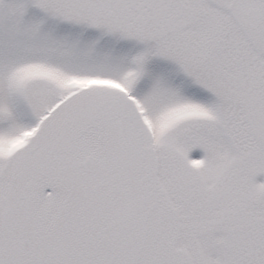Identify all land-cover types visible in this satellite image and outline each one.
<instances>
[{"label": "snow or ice", "instance_id": "snow-or-ice-1", "mask_svg": "<svg viewBox=\"0 0 264 264\" xmlns=\"http://www.w3.org/2000/svg\"><path fill=\"white\" fill-rule=\"evenodd\" d=\"M0 264H264V0H0Z\"/></svg>", "mask_w": 264, "mask_h": 264}]
</instances>
